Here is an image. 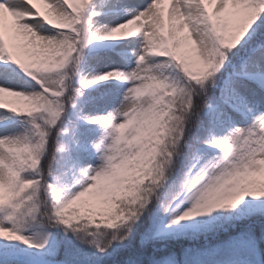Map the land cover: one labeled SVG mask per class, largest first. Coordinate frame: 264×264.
I'll return each mask as SVG.
<instances>
[{"label":"rangeland","instance_id":"1","mask_svg":"<svg viewBox=\"0 0 264 264\" xmlns=\"http://www.w3.org/2000/svg\"><path fill=\"white\" fill-rule=\"evenodd\" d=\"M4 1L11 0H0V7ZM118 1L109 0L98 10L90 0H53L36 7L26 27L21 19L15 26L14 22L9 23L7 29L0 24V96L35 100L41 116L56 123L61 108L47 94L65 91L66 69L47 68L25 77L9 61L7 48L29 42L41 51L64 48L70 55L69 62L79 45L72 21L78 13H93L85 23L88 36L105 43L108 50L81 56L80 77L89 89H96L101 83L109 85L102 95H91L80 110L83 124L98 127L80 130L73 136L79 180L62 190L55 206L65 213L78 210L95 221L102 219V200L118 198L125 184L124 171L131 158L137 156L133 153H151L139 141L143 120L155 126L167 115L164 102L154 100L150 93L151 86L161 84L174 69L171 58L162 51L186 49L192 71L208 70L214 47H224L240 36L246 22L258 14L253 0H198L199 6L192 14L196 17L179 16L170 28L168 17L163 16L187 0H130L131 17L115 16L121 13ZM215 17L223 21L219 31L210 30ZM225 83L231 103L213 107L217 110V124L226 127L224 135L196 161L183 191L168 209L162 207L163 194L159 196L152 224L140 236V243L198 235L210 220L221 215L226 202L250 205L262 196L264 43L248 51ZM44 146L45 137L36 128L14 121L0 108V264L12 260L25 264L77 263L72 250L66 248L62 252L57 234L42 222L45 204L42 206L40 198L37 157L42 155ZM222 152L228 156L220 158ZM201 162H207L204 169L198 165ZM114 206L112 201L107 202L109 209ZM137 222L138 218L120 217L108 228H131ZM220 252L228 255L224 264H263L256 241L244 233L150 264H205Z\"/></svg>","mask_w":264,"mask_h":264},{"label":"trees","instance_id":"2","mask_svg":"<svg viewBox=\"0 0 264 264\" xmlns=\"http://www.w3.org/2000/svg\"><path fill=\"white\" fill-rule=\"evenodd\" d=\"M100 1L98 8L108 0ZM258 15L247 21L239 37L224 48L214 47L208 70L192 72L186 50L164 52L173 59L174 69L161 83H154L150 92L166 105V117L156 124L143 120L140 142L148 146V156L136 157L124 171V186L118 199L102 200V219L95 221L77 210L65 213L55 206L61 190L78 179L77 159L71 144L72 136L83 126L79 122L81 107L91 94H101L107 84L90 92L80 78L82 59L104 51L105 46L93 42L84 26L77 30L79 47L74 58L67 49L41 51L32 45L10 46L8 51L20 74L41 72L47 68L66 69L67 85L63 95L49 94L60 105L56 124L41 116L40 105L23 96L0 97V107L14 120L34 126L45 137L42 155L38 156L40 198L43 204L42 222L57 234L62 252L66 248L75 254L78 264H150L166 256L180 257L223 242L244 233L252 237L264 264V190L250 205L227 202L221 215L215 216L198 235L183 238L153 239L140 243V236L151 226L154 204L159 196L162 207L168 209L179 196L196 160L219 139L223 128L215 121L212 106L229 101L224 79L231 68L241 62L250 49L264 42V0H253ZM88 14L80 18L83 23ZM222 19L214 18L213 27L220 30ZM81 56H84L80 59ZM80 59V60H79ZM257 189V188H256ZM115 206L111 209L107 202ZM120 217L137 219L131 228L111 230L108 224ZM227 253L220 252L206 264H224ZM76 263V264H77ZM2 264H16L13 262Z\"/></svg>","mask_w":264,"mask_h":264},{"label":"bare ground","instance_id":"3","mask_svg":"<svg viewBox=\"0 0 264 264\" xmlns=\"http://www.w3.org/2000/svg\"><path fill=\"white\" fill-rule=\"evenodd\" d=\"M53 0H29V2L25 0H11L10 2L4 1V8L3 6L0 7V24L5 25L6 29L9 23L14 22V26L17 20H25L22 23V26L26 27L29 20L32 19L30 14L34 12V9L39 7V5L43 6L46 4H50ZM195 1V2H194ZM192 3V0H187V3L183 5L182 7L178 5V7H173L170 12L166 13L163 17H168V26L170 28H173L175 25L177 18L179 16H187L195 18L196 16H193L192 14L196 13L197 7L199 6L198 0H194ZM119 5L121 8V13L117 14L115 16L120 17H131L132 16V9L130 8V0H119ZM180 18V17H179ZM164 21V18H163ZM162 21V26H163ZM17 24V23H16ZM13 26V25H12ZM22 26L20 28H22ZM169 28V29H170ZM1 80V75H0ZM223 156H228V154H224L222 152L220 158L223 159ZM206 163L201 162L200 167L204 169L203 167L206 166ZM199 168V167H198ZM200 169V168H199ZM197 171V168L194 169V172ZM193 172V173H194Z\"/></svg>","mask_w":264,"mask_h":264}]
</instances>
